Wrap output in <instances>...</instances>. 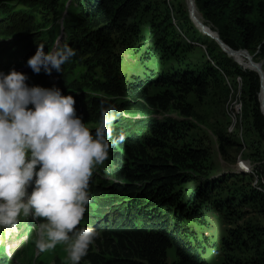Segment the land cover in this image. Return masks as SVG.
I'll return each mask as SVG.
<instances>
[{
  "label": "trees",
  "instance_id": "16d2710c",
  "mask_svg": "<svg viewBox=\"0 0 264 264\" xmlns=\"http://www.w3.org/2000/svg\"><path fill=\"white\" fill-rule=\"evenodd\" d=\"M13 1L20 6L18 11L1 5L0 26L7 27L3 33L4 38L16 33L24 34V43L6 46L0 58L4 54L17 52L21 58L28 60L34 55L38 44L45 45L44 51L47 52L53 36L61 26L59 23L50 30L45 29L50 21L61 19L64 41L76 54L62 66V72L55 71L59 89L63 95L74 93L76 97L73 98L78 100L74 105L76 112L89 111L90 117L96 121H100L101 108L109 104L114 105L120 114L127 111L145 113L148 109L158 107L165 109L178 98L174 108L181 114L189 116L191 107L187 103L181 105L182 93L192 90L203 92L206 86L203 77L208 68L192 70L168 67L160 74L146 79L136 75V80L132 81L122 80L124 76L114 70L116 60L112 52L111 33L128 31L126 24L146 0ZM231 1L237 2L241 13L235 18L236 27L240 30V45L249 50L257 38L259 29L250 16L254 9L259 14L264 13V0H195V4L209 19L212 14L222 11ZM66 2L69 3L65 8ZM186 21L190 22L187 16ZM39 28L41 31L39 36L31 35L30 38L25 36L26 33L35 29L37 31ZM219 35L224 43L236 48L228 35L221 31ZM42 37L43 40L48 39V42L43 41ZM262 46L264 49V43ZM165 48L168 49V46ZM217 62L219 66L225 62L231 64L234 67L233 72L245 79L244 94L247 97L245 104L252 109L254 131L261 137L260 133L264 130V115L258 101L260 91L258 74L253 70H243L228 57ZM78 66L86 68V71L74 79H69V75ZM97 69L99 73L94 71ZM43 82L49 84L50 76ZM164 85H167L168 89H162ZM151 87L161 90L149 93L146 88ZM89 92H99L117 98L123 96L125 100H107L93 96ZM91 105L92 108L88 109ZM173 121L163 124L146 122L145 129L148 128L151 135L144 137L137 131H123L127 124L121 127L113 125V138L121 134L125 136L123 142L116 143L109 149L107 160L113 163L110 172L116 181H111L107 186L103 184L102 179L98 183L89 184V191L95 197L92 202L96 206V217L103 218V222L95 220L93 228L100 230L104 239L109 241L106 247L110 248V252L104 257L90 252V246L88 254L83 259L89 260L91 264H214L212 260L202 259L205 251V245L202 243L207 244L208 240L199 239L193 229L194 223H202L199 208L194 202L191 203L194 205L188 204L182 194L173 190V186L188 181L184 179L185 175H188L184 174L186 170L201 172L198 165L200 166L202 159L206 157V150L184 146L179 149L173 146L165 148L158 139L173 137V133H169L172 131ZM232 143L235 144L234 141ZM232 143L226 142L228 145ZM220 144L223 146L224 143ZM115 145L120 147V150L115 149ZM229 169H225L219 178L211 177L209 182L202 186L203 189L198 195L204 196L206 191L215 190L221 180L227 182L232 178L249 174L244 171L230 172ZM214 170L218 173L224 169L217 167ZM261 189L263 193L255 187H247L242 192L238 191L241 195L237 202L235 200L238 197L234 196L224 198L223 202L219 200V203L218 199H214L213 203L229 212L242 204H252V201H256L259 204V212L264 216V185H261ZM189 194L187 199L195 194L192 198L197 200L196 193ZM263 234V227L249 223L241 229L231 231L230 239L241 243L246 239H255L257 242ZM172 248L176 258L167 262V250ZM257 253L258 256L250 261L253 264H264L263 254L258 249Z\"/></svg>",
  "mask_w": 264,
  "mask_h": 264
},
{
  "label": "rangeland",
  "instance_id": "374dc122",
  "mask_svg": "<svg viewBox=\"0 0 264 264\" xmlns=\"http://www.w3.org/2000/svg\"><path fill=\"white\" fill-rule=\"evenodd\" d=\"M68 3H65V8L68 7ZM193 4L203 22L210 26L208 28L216 31L219 38V31L228 35L229 40L236 48L225 43L228 47L236 51L245 49L240 45V30L235 24V18L241 15L237 2L231 1L222 11L212 14L213 16L209 19L196 6L195 0H193ZM1 5L17 11L20 7L13 0H2L0 7ZM186 16L189 17L190 22L186 21ZM250 18L259 29L254 44L249 50H246L254 62H262L264 74V49L262 48L264 43V13L259 14L254 9ZM60 21L61 19L50 21L45 30H50ZM6 28L0 26V50L9 42L14 46L16 43H24V34L18 35L16 33L10 35L11 38H4L3 33H5ZM126 29L128 31L111 33L113 39L112 52L116 60L114 70L119 75L124 76L122 80H136V75L141 79H146L160 74L162 70L164 71L168 67L174 69L190 68L192 70H207L208 68L209 70L205 72L203 77L206 83L203 92L192 90L188 93H182L181 105L184 106L187 103L191 107L189 116L181 114L174 108L178 98L165 109L158 107L148 109L145 113L123 112L113 122V125L121 127L127 124V128H124L123 131H137L144 137L151 135L148 128L145 129L146 122L163 124L165 122L172 123L174 120L172 131L169 132L173 133V137L160 138L161 140L157 138L165 148L169 149L172 146L177 149L183 146L184 148H204L206 157L202 159V164L198 165L201 172L186 170L184 174L188 175H185L184 179L188 181L173 186L175 192L182 194L184 201L188 204L194 202L199 208L202 223H194L193 229L195 234H198L199 239L208 240L207 244L202 243L205 245L202 259L205 261L212 260L214 264H253L250 260L258 256L257 249L264 256V234L258 238L257 244L255 239H246L244 243L233 242L230 239V232L241 229L249 223L264 228V216L258 210L259 204L252 201V204H242L239 208L235 207L233 211L227 212L224 207H218L213 203L214 199H218L219 203V200L223 202L224 198L234 196L238 197L235 200L237 202L241 195L239 190L242 192L247 187L252 186L262 192L259 186L264 185V130L260 133L261 137L255 134L254 115L250 106L245 104L247 99L244 94L245 79L233 72L234 67L231 64L225 62L219 66L217 60L221 61L224 57H228L234 63L236 62L235 64L239 67L243 65L221 50L215 40L204 35V33L202 34L195 22L191 21L189 0H146L126 24ZM40 32V28L37 31L35 29V31L26 33L25 36L29 38L31 35L39 36ZM58 38L63 41L65 36L62 35V39L57 36L56 40ZM43 41L48 42V39ZM165 46H168V49ZM147 54L148 57L145 56ZM26 62L27 60L21 58L17 52L4 54L0 59V72L7 74L10 69H14L28 77L26 83L29 86L45 87L48 85L47 87L51 88L50 84H43V80L47 79L49 74H46L43 69L39 74L33 73ZM81 67H76L68 78L74 79L80 73L83 74L86 68ZM243 70L249 71V69ZM94 71L99 73L98 69ZM52 74L53 71L50 75ZM163 88L168 89V86L164 85ZM146 89L149 93L161 90V88L153 89L152 87ZM89 93L107 100H125L123 96L117 98L99 92ZM69 95L75 96L74 93ZM74 100L78 101L75 98ZM90 108L92 105L88 109ZM76 113L86 123L85 126L93 132L99 126V120L96 121L90 117L89 111ZM222 138L227 139L222 140ZM233 141L235 142L234 145ZM220 142L224 143L223 146ZM226 142L232 143V145H228ZM115 149L120 150V147L115 145ZM239 161L244 163V171L249 174L232 178L227 182L221 180V183L218 184L219 187L215 190L211 192L205 190L204 194L206 195H198L203 189L202 186L208 183L211 177H221L225 169L228 168H230V172H233L232 168H235ZM112 166L113 163L108 160L97 166L89 184L98 183L102 179L103 184L107 186L111 181H116L110 172ZM217 167H223L224 170L215 173L214 169ZM190 192L196 193L197 200L192 198L195 194L187 199ZM90 195L91 199L87 211L77 228H93L95 220L103 222L102 217H96V206L92 202L95 197L91 192ZM37 231V222L33 221L31 217H25L22 213L18 216L15 224L7 227L0 226V264H70L66 245L63 243L57 244L47 251H39L36 247ZM96 231L99 233V237L91 245L90 252L106 257L110 252V248L106 247L109 241L104 239L100 230ZM114 243L113 241L112 244L114 245ZM167 256V262L176 258L173 248L167 250ZM80 264L91 263L87 259H82Z\"/></svg>",
  "mask_w": 264,
  "mask_h": 264
},
{
  "label": "clouds",
  "instance_id": "9594fccd",
  "mask_svg": "<svg viewBox=\"0 0 264 264\" xmlns=\"http://www.w3.org/2000/svg\"><path fill=\"white\" fill-rule=\"evenodd\" d=\"M44 47L38 44L26 62L35 74L62 72L76 54L59 38L51 51ZM27 79L14 69L0 72V226L15 224L21 213L31 217L39 251L63 243L70 264H80L99 233L77 225L90 203L94 169L125 140L123 134L113 138L120 113L114 105L102 107L93 132L77 115L72 95L29 86Z\"/></svg>",
  "mask_w": 264,
  "mask_h": 264
},
{
  "label": "bare ground",
  "instance_id": "6f19581e",
  "mask_svg": "<svg viewBox=\"0 0 264 264\" xmlns=\"http://www.w3.org/2000/svg\"><path fill=\"white\" fill-rule=\"evenodd\" d=\"M195 17H196V21H195V25L199 28V30L201 31V33L206 36H208L209 38L215 40V31L212 29L210 30L208 27H210L208 24L204 23L203 22V19L200 17V15L197 13L196 9L194 10V14H193ZM62 26V25H61ZM220 46V45H219ZM221 50H223L225 53L229 54L231 57L235 58L239 64L247 67V68H244L242 66L243 69H249V70H253L255 71L258 76H259V81H260V78H261V82L260 84L262 83V85H264V74H263V70H262V62H254V63H250L248 61V59L246 58V54L245 52H238V51H231L229 50L228 47H220ZM236 167L234 168L235 170H232L233 172H237L239 173L240 171H244V163L242 161H239V164L238 165H235ZM244 172H247V171H244ZM248 173V172H247ZM256 186V185H255ZM261 188V186H259V189ZM262 191V189H261Z\"/></svg>",
  "mask_w": 264,
  "mask_h": 264
},
{
  "label": "water",
  "instance_id": "95a60500",
  "mask_svg": "<svg viewBox=\"0 0 264 264\" xmlns=\"http://www.w3.org/2000/svg\"><path fill=\"white\" fill-rule=\"evenodd\" d=\"M189 3H190V19L192 22H195L196 21V17L193 15L194 14V4H193V0H189ZM215 41L217 42L218 45H220V47H228L218 36V33L215 31ZM229 50L231 51H236V50H233L231 49L230 47H228ZM245 52L247 53L246 54V58L248 59V61L250 63H254V61L252 60V56L248 53V51L246 49H240L238 50V52ZM229 55V54H227ZM230 56V55H229ZM235 59V58H233ZM260 82H261V78H260ZM258 101H259V105H260V110L262 112V114L264 115V85H262V83L260 84V91L258 93Z\"/></svg>",
  "mask_w": 264,
  "mask_h": 264
}]
</instances>
